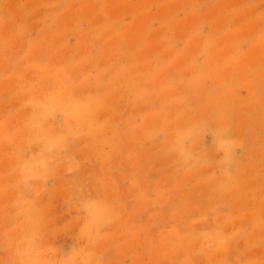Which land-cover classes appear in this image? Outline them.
Returning <instances> with one entry per match:
<instances>
[{
	"label": "rangeland",
	"instance_id": "1",
	"mask_svg": "<svg viewBox=\"0 0 264 264\" xmlns=\"http://www.w3.org/2000/svg\"><path fill=\"white\" fill-rule=\"evenodd\" d=\"M0 264H264V0H0Z\"/></svg>",
	"mask_w": 264,
	"mask_h": 264
}]
</instances>
